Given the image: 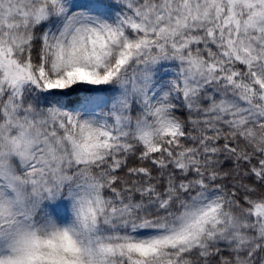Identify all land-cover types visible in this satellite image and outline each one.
I'll use <instances>...</instances> for the list:
<instances>
[{
    "label": "snow or ice",
    "instance_id": "obj_1",
    "mask_svg": "<svg viewBox=\"0 0 264 264\" xmlns=\"http://www.w3.org/2000/svg\"><path fill=\"white\" fill-rule=\"evenodd\" d=\"M0 264H264V0H0Z\"/></svg>",
    "mask_w": 264,
    "mask_h": 264
}]
</instances>
